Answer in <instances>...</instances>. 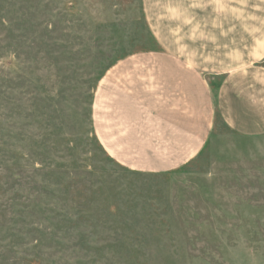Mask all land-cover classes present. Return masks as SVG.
<instances>
[{
    "label": "rangeland",
    "instance_id": "obj_1",
    "mask_svg": "<svg viewBox=\"0 0 264 264\" xmlns=\"http://www.w3.org/2000/svg\"><path fill=\"white\" fill-rule=\"evenodd\" d=\"M232 11L234 45L264 37V0ZM156 42L143 0H0V264H264V135L218 118L163 173L97 139L99 79Z\"/></svg>",
    "mask_w": 264,
    "mask_h": 264
},
{
    "label": "crops",
    "instance_id": "obj_2",
    "mask_svg": "<svg viewBox=\"0 0 264 264\" xmlns=\"http://www.w3.org/2000/svg\"><path fill=\"white\" fill-rule=\"evenodd\" d=\"M232 1L143 0L156 46L117 60L95 91L93 127L115 162L180 167L218 118L238 135H264V37L234 45Z\"/></svg>",
    "mask_w": 264,
    "mask_h": 264
}]
</instances>
